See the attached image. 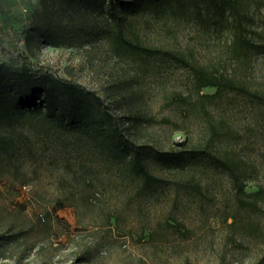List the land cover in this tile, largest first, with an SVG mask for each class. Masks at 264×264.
<instances>
[{"label":"rangeland","instance_id":"obj_1","mask_svg":"<svg viewBox=\"0 0 264 264\" xmlns=\"http://www.w3.org/2000/svg\"><path fill=\"white\" fill-rule=\"evenodd\" d=\"M53 1L0 0V63L25 65L95 91L123 120L138 118L131 120L141 124L139 144L166 150L183 149L179 144L185 140L200 145L209 137L208 122L224 120L233 135L217 147L233 150L243 162L250 178L248 192L264 189L263 107L231 93L207 106L208 122L201 113L188 115L185 109L194 95L190 74L160 60L141 69L137 62L116 59L96 33L103 18L62 9L49 39L37 34L34 27L45 30L52 23L45 8ZM260 13L264 19V8ZM83 24L89 28L87 35L74 31ZM169 25L152 19L141 29L150 42L190 48L203 63L226 58L225 48L199 24L182 22L177 29ZM245 76L254 89L264 91V55L253 58ZM126 84L138 90L136 102L126 98ZM116 90L124 96L120 109L112 97ZM203 92L213 93L214 88ZM91 150L82 145L77 153L66 145L56 152L57 161L54 149L47 147L26 161L31 183L19 197L0 199L8 209L0 212V233L21 231L25 239L15 242L11 257L0 264H264V200L257 211L240 205L227 173L204 162L186 164L181 171L157 169L162 180L147 190L104 165ZM69 160L79 175L78 208L57 204V197L66 198L69 192L68 185L57 189ZM192 173L198 190L176 182H185ZM178 222L181 229L173 228ZM22 240L26 246L18 248Z\"/></svg>","mask_w":264,"mask_h":264},{"label":"trees","instance_id":"obj_2","mask_svg":"<svg viewBox=\"0 0 264 264\" xmlns=\"http://www.w3.org/2000/svg\"><path fill=\"white\" fill-rule=\"evenodd\" d=\"M263 8L264 0H56L45 8L46 19L52 22L50 26L45 30L34 29L49 39L62 9L66 14L74 10L78 16L93 13L103 18L105 21L96 33L116 59L137 62L141 69L152 60L184 68L194 88L193 99L185 111L188 115L201 113L208 122L211 112L207 106L217 103L225 94L234 93L264 108V91L254 89L245 76L253 58L264 55V19L260 13ZM152 19L164 25L170 23L169 29L171 26L177 29L182 22L199 24L202 32H209L225 48L226 58L207 64L190 48L175 49L169 44L150 42L141 26ZM74 31L80 35L90 33L86 24ZM206 88H214V92L204 93ZM125 90L130 91L126 97L129 101L139 99L138 90L129 85ZM122 93L116 90L112 94L118 109L122 107ZM177 94L174 97H179ZM112 110L95 91L34 72L25 65L13 67L0 63V199L21 195L22 187L31 183L25 172L26 161L42 155L47 147L53 148L55 154L67 145L78 153L82 145H88L97 160L116 168L132 183H141L147 190L162 180L157 169L181 171L186 164L204 162L228 174L240 205L258 210L264 200V189L258 186L254 192H248L250 178L243 162L235 157L233 150L217 147L233 135L224 120L216 124L208 122L209 137L200 145H188L185 140L179 144L183 149L166 150L139 144L136 133L141 124L131 120L138 118L125 121ZM56 157L58 161L59 153ZM65 165L57 189L61 192L68 185L69 192L66 198L57 197V204L61 208H78V171L72 170L70 160ZM195 179L192 173L185 182L184 179L176 182L186 190H198ZM7 210L6 205L0 204V212ZM2 220L0 214V223ZM172 227L181 229L182 224L178 222ZM23 234L21 231L10 236L0 233V259L11 257L10 247L24 238ZM25 246V240L18 244V248Z\"/></svg>","mask_w":264,"mask_h":264}]
</instances>
